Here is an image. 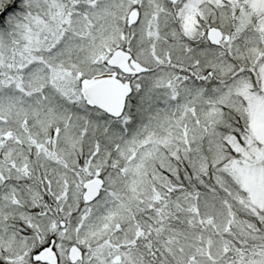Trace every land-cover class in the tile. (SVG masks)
Segmentation results:
<instances>
[{"label":"snow or ice","instance_id":"snow-or-ice-1","mask_svg":"<svg viewBox=\"0 0 264 264\" xmlns=\"http://www.w3.org/2000/svg\"><path fill=\"white\" fill-rule=\"evenodd\" d=\"M0 264H264V0H0Z\"/></svg>","mask_w":264,"mask_h":264}]
</instances>
